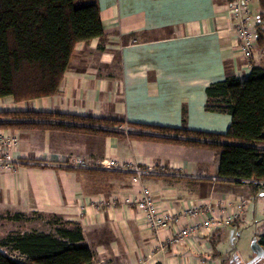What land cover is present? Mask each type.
<instances>
[{
    "label": "crops",
    "instance_id": "1",
    "mask_svg": "<svg viewBox=\"0 0 264 264\" xmlns=\"http://www.w3.org/2000/svg\"><path fill=\"white\" fill-rule=\"evenodd\" d=\"M230 3L98 0L104 35L76 45L59 92L28 101L32 110L225 133L231 117L205 109L206 88L228 75L244 78L250 70L234 47ZM28 102L0 98V111L27 110ZM8 131L17 145L13 164L0 169L4 215L79 223L96 264H221L228 258L218 256L209 242L223 226L151 256L155 235L134 206L122 204L148 187L163 209L178 211L189 201L207 200L232 212L237 195L231 188L237 183L219 178V151L58 129ZM108 158L165 173L133 183L128 174L61 165Z\"/></svg>",
    "mask_w": 264,
    "mask_h": 264
},
{
    "label": "trees",
    "instance_id": "2",
    "mask_svg": "<svg viewBox=\"0 0 264 264\" xmlns=\"http://www.w3.org/2000/svg\"><path fill=\"white\" fill-rule=\"evenodd\" d=\"M258 4L257 48L248 75H228L206 88L205 109L231 117L225 133L29 109L0 111V129H58L217 150L222 180L264 181V0ZM103 35L98 0H0V98L19 103L57 94L76 45ZM6 217L29 219L21 213ZM48 222L52 232L34 230L0 240V264H96L79 223L57 216ZM257 243L264 248V235ZM2 248L26 259H14Z\"/></svg>",
    "mask_w": 264,
    "mask_h": 264
},
{
    "label": "built area",
    "instance_id": "3",
    "mask_svg": "<svg viewBox=\"0 0 264 264\" xmlns=\"http://www.w3.org/2000/svg\"><path fill=\"white\" fill-rule=\"evenodd\" d=\"M247 4L248 0H232L228 7V15L233 22L230 30L234 35L235 50L239 56L248 61V66H250L249 61L257 48V34L255 25L251 23ZM16 145L17 138L8 129H0V169L8 168L13 164L12 154ZM61 165H72L87 170L120 172L128 174L133 183H140L141 179L146 176L165 173L163 169L141 167L134 162L121 161L116 158L102 159L97 164H89L78 159L73 164ZM244 183L264 186V181L247 180ZM233 199L232 204L235 208L228 214L223 213V209L219 210L207 200L189 201L177 211L172 208H161L152 191L148 187H143L140 192L131 193L124 198L122 204L134 206L140 213L146 229L155 235L157 246L150 254L155 256L159 249L175 247L188 241L197 240L214 228L230 225L239 220L246 211L247 201L240 197ZM14 252L20 255V261L26 259L24 255ZM14 259L17 258L14 257Z\"/></svg>",
    "mask_w": 264,
    "mask_h": 264
},
{
    "label": "rangeland",
    "instance_id": "4",
    "mask_svg": "<svg viewBox=\"0 0 264 264\" xmlns=\"http://www.w3.org/2000/svg\"><path fill=\"white\" fill-rule=\"evenodd\" d=\"M247 5L252 17L251 23L254 24L259 12L258 0H249ZM26 105L29 110L34 108L33 102H28ZM231 189H233L232 195L235 194L236 197L247 201L246 211L237 224L223 226L212 235L209 242L218 256L228 257L221 264H234L231 258H237L240 264H253L254 260L258 258L254 250V242H260L264 235V187L254 190L249 184H232ZM232 208L234 211L235 207L232 206ZM4 212L0 210V215H2L0 216V240H5L12 234H22L34 230L52 232V228L45 225V222L51 219L48 215L13 221L7 218L3 214ZM1 251L21 260L20 255L11 249L2 248ZM255 264H264V258Z\"/></svg>",
    "mask_w": 264,
    "mask_h": 264
},
{
    "label": "flooded vegetation",
    "instance_id": "5",
    "mask_svg": "<svg viewBox=\"0 0 264 264\" xmlns=\"http://www.w3.org/2000/svg\"><path fill=\"white\" fill-rule=\"evenodd\" d=\"M258 258L256 260H254L253 264H255L256 262H258L260 259L264 258V248L263 250L258 251L257 253ZM232 262H234V264H240L239 261L237 260V258H231Z\"/></svg>",
    "mask_w": 264,
    "mask_h": 264
},
{
    "label": "water",
    "instance_id": "6",
    "mask_svg": "<svg viewBox=\"0 0 264 264\" xmlns=\"http://www.w3.org/2000/svg\"><path fill=\"white\" fill-rule=\"evenodd\" d=\"M254 250L256 251V253H258V251L263 250V248L257 243V241L254 242Z\"/></svg>",
    "mask_w": 264,
    "mask_h": 264
},
{
    "label": "bare ground",
    "instance_id": "7",
    "mask_svg": "<svg viewBox=\"0 0 264 264\" xmlns=\"http://www.w3.org/2000/svg\"><path fill=\"white\" fill-rule=\"evenodd\" d=\"M249 1V0H248ZM249 8V7H248ZM252 18V17H251Z\"/></svg>",
    "mask_w": 264,
    "mask_h": 264
}]
</instances>
